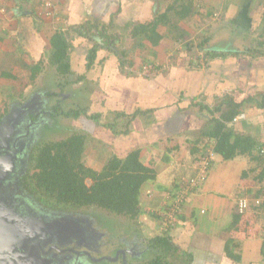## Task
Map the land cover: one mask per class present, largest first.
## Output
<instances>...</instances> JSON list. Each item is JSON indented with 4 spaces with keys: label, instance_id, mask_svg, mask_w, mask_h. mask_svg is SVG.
Segmentation results:
<instances>
[{
    "label": "crops",
    "instance_id": "obj_1",
    "mask_svg": "<svg viewBox=\"0 0 264 264\" xmlns=\"http://www.w3.org/2000/svg\"><path fill=\"white\" fill-rule=\"evenodd\" d=\"M195 1L191 0V6L185 10L188 12L185 19L199 15L197 17L202 21L206 18L205 15H200L203 10L220 12L223 19H219V23L221 22L222 27L224 23L230 28L228 31L236 45L235 48L219 49L213 46L217 43L218 34L221 33L218 26L204 34L205 36L199 41H194V37L188 40L189 35L185 37L186 39L170 41L164 35L158 46H153L148 40H141L142 43L140 41L139 44V40L135 42L133 39L139 37H133L131 34L133 25L153 20V14L157 9L162 8V11H165L169 5L175 3V0H165V7L163 0H2L0 112L7 110L0 115V118L10 111L9 106L17 102L18 98H24L26 95L32 98L29 90L36 87L40 89L37 85L40 84L41 75L45 73L47 77L41 63L45 55L43 49L49 50V38L55 31L67 33L71 26L87 21L101 25L112 20L111 30L117 35L115 45L127 51L126 58L131 64L125 67V71H121L118 57L112 51V47H99L97 63L92 68L93 71L102 73V79H105L107 87L106 90L99 91V100L92 103L93 109L91 111L89 109L87 113L101 111L102 120L107 122H114L113 119L121 113L125 116L136 111L138 113L132 118L129 124L130 130L126 134L113 133L91 119L88 120L93 123L85 120L84 115L78 118L84 120L80 121L89 139L101 143L103 148L109 151L108 153L121 156L132 149H138L143 164L154 169V178L142 184L139 194L141 212L138 219L144 222L145 231L149 230L150 234H157L158 229L165 230L177 246L173 256L179 258V260L175 258L178 263L264 264L262 226L264 216L258 215L255 220L252 215L245 214L246 221L241 222L240 226L239 224L233 226L237 213L236 198L256 195L258 191L255 188L257 178H252L253 172L248 176L245 175L253 166L246 155H237L232 159L224 160L215 154L206 181L181 204L179 216L174 215L173 223L164 228L156 215L157 210L159 213V209H166V204L170 203L168 195L176 183L192 176L195 172L199 145L206 140L203 139L202 134L211 124V115L207 107H214L226 95L240 100L254 93H264V55L251 56L246 52H240L233 56L228 52V50L250 48L255 46L258 39L264 40V37L259 38L264 26V0H221V3L220 0ZM180 8L176 7L170 11L173 17L176 13L179 15L178 9L182 11ZM181 25L186 30L181 34L192 31L191 27L185 26V23ZM201 25L199 32L205 30L203 24ZM96 31L97 28H93L92 32L96 33ZM249 33L251 37L254 36L253 34L257 35L250 43L244 44ZM70 34L74 37L73 45L81 43L82 48L71 47L70 72L65 76L75 74L74 58L81 57L85 60L87 49L93 42H97L92 37L94 34H91L92 40L85 41L74 32ZM174 38L177 37L171 39ZM127 40L130 45L125 47ZM175 42L183 44L190 42L192 51L186 44V47L179 52H171V43L173 45ZM161 43L165 44L166 60L171 54L183 56L175 66L173 63L170 66H160L164 62L162 51L159 50ZM75 49L77 55L74 54ZM206 51L224 52V54L209 58L205 54ZM15 53L18 54L17 58L12 57ZM138 57L147 60L139 66L134 63ZM23 61L31 62L29 79L24 80L15 74L19 63ZM82 64L78 66H82V69L88 72L85 69V62ZM145 64L158 72V79H154L156 74L147 77L149 72L144 68ZM154 64L155 66H152ZM54 67L50 69L56 73ZM128 67L131 69L137 67V69L128 72ZM161 68H165V71L159 73L158 70ZM111 73L112 76H108ZM80 74L86 76V72ZM27 80L28 82L32 80L34 84L25 86L24 81ZM3 81L10 85L1 86ZM15 81L19 88L16 91L10 90L12 82ZM44 82L46 84L45 80ZM27 99L28 97L24 101ZM243 106L246 117L239 120L234 131L250 135L264 144V112L261 113L251 107L248 102ZM109 114L112 115L111 118ZM123 117L115 122L114 127L119 128L118 125L125 123ZM228 247L231 254L227 253ZM231 255H239L238 260Z\"/></svg>",
    "mask_w": 264,
    "mask_h": 264
},
{
    "label": "trees",
    "instance_id": "obj_2",
    "mask_svg": "<svg viewBox=\"0 0 264 264\" xmlns=\"http://www.w3.org/2000/svg\"><path fill=\"white\" fill-rule=\"evenodd\" d=\"M191 3V0H175V3L169 5L168 9L156 14L153 20L147 23L134 24L131 29V34L133 37L138 36L140 41L148 40L153 45H157L163 36L157 33V27L162 25L166 26L167 30L170 29L174 21V15L170 11L174 10L173 8L182 7V11L178 9L179 15L177 13L176 15L178 18L185 17L188 13L185 10L191 6ZM112 26V20L101 25L92 24L87 21L77 26H71L67 33L55 31L49 38V63L55 66V70L61 74H68L71 66L70 50L74 46V37L73 35L71 36L70 32H74L83 41L92 40L91 36L94 34L96 37L94 35L92 37L97 42H93L86 51L85 69L90 70L97 63V50L100 46H105L112 47V51L118 57L120 70L125 71V67L129 66L131 61L126 58L127 51L115 45L117 35L112 32ZM93 28H97L96 33L92 32ZM260 33L259 38L264 37V26ZM201 43L203 44V41ZM187 47L190 49L192 44L187 43ZM228 52L233 56L240 52H246L251 56L264 55V40L258 39L253 47ZM205 54L210 58V56L224 54V52L206 51ZM84 77L85 75L80 74L77 79L82 80ZM30 83L28 82L25 86H28ZM245 102H248L251 107L256 108L259 112H264V93H254L240 100L236 99V97L226 95L214 107H207L211 115V124L205 133L202 134V137L208 141L211 139L215 140L214 152L224 160L232 159L237 155L248 156L253 166L245 175L248 176L252 172L254 174L260 168L256 174L252 175V178L256 177L259 179L263 175L264 159L260 155H256L254 151L258 145H263V143H259L250 135L239 134L234 131L239 120L233 121V118L237 114L245 112L243 106ZM4 111L0 112V115ZM137 113L138 111L128 115L126 114L127 116L124 113H121V115H118V113V116L113 119L114 122L102 120L103 114L101 111L87 113V106H79L76 109H70L60 114L64 117H73L74 119L80 115H84L94 123L110 129L113 133L126 134L130 130L129 124L132 118ZM58 114L59 112H56L54 115ZM122 116H124L123 120H125V123L118 125L119 128L114 127L115 122H118ZM89 140L88 133L84 131L74 132L63 139L51 140L39 144L33 156V172L28 177H23L24 180H30L29 184H22L23 188L30 193H38V200L41 202L71 208L94 206L116 215H123L137 220L141 212L139 206L140 189L145 181L154 178V169L143 164L140 160L138 149H132L121 156L115 153H109L101 169L89 167L84 160V153L87 146H89ZM87 179L91 180V184H87ZM177 186L178 184L174 188ZM170 192L168 197L171 202L174 195ZM259 194V191H256V195ZM169 204H166V209L161 208L159 209V213L156 212L160 223L165 221V210H169ZM251 207L252 210L257 211V207L253 205ZM174 215L179 216L178 210ZM245 217V214L235 213L233 226L238 224L240 226L241 222L244 223L246 221ZM257 217L258 215L256 213L253 218L256 220ZM260 217H263V215L260 214ZM173 220H170L168 226L173 223ZM149 241L153 249H159L165 254V263L162 261L161 255L158 254L151 260L152 264H175L171 261H166L168 256L173 255L177 246L174 245L171 241V236L165 230L152 236ZM227 249V253L231 254V252L229 253V247ZM231 256L235 260L239 258V255Z\"/></svg>",
    "mask_w": 264,
    "mask_h": 264
},
{
    "label": "rangeland",
    "instance_id": "obj_3",
    "mask_svg": "<svg viewBox=\"0 0 264 264\" xmlns=\"http://www.w3.org/2000/svg\"><path fill=\"white\" fill-rule=\"evenodd\" d=\"M219 1V0H216ZM221 3V0H220ZM163 4L165 7V0H163ZM182 9V7L180 8ZM218 9V8H217ZM158 11V12H157ZM198 11V10H197ZM162 12V8L157 9L154 14H159ZM200 15H205L206 18L199 20L197 16L193 17L192 19H185L187 17H180L178 16L173 17V26L167 30L165 26L159 25L157 27V33H160L161 35H165V38L170 41H179L180 39H186L185 37L188 36V40L190 37H194V41H199L203 36L206 35V33H209L212 29L215 27H220L221 33L218 34V37L216 38L217 43H215L213 46L219 49H231L235 48L236 45L233 43L232 37L230 35V28L226 26V24L221 22L219 23V19H223L221 17V13L216 12L217 15L214 16V11L209 12L207 10H203L200 12ZM153 14V13H152ZM153 14V17H154ZM199 14V13H196ZM188 15V14H187ZM219 16L217 19L216 17ZM196 18V19H195ZM201 22V23H200ZM224 22V21H223ZM181 23H185V26L191 27L192 31L190 30L189 33L186 34L182 33V31H186L183 28V25ZM198 24V25H197ZM201 24H203V27H205V30L203 29L202 32H199V28H201ZM209 26V27H208ZM207 27V28H206ZM188 28V29H189ZM226 28V29H225ZM207 30V31H206ZM241 31V29L239 30ZM255 33V32H253ZM205 34V35H204ZM250 35V36H249ZM246 40H244V44H248L251 42V39L257 35L253 34L254 36L251 37V33H249ZM162 36V37H163ZM173 40L171 39L172 37ZM162 39V38H161ZM160 39V40H161ZM135 42L139 40L140 38H134ZM191 41H193L191 39ZM151 43V41H149ZM160 43V42H158ZM157 43V46H158ZM190 43V42H187ZM186 42L183 44L181 42H175L171 43L172 50L171 52H179L180 50L184 49L186 47ZM196 43V42H195ZM153 45V43H151ZM163 44V47H162ZM238 44V43H237ZM130 42L127 40V44H125V47L129 46ZM156 46V45H153ZM159 50L162 51L164 62L160 64V66H170L172 63L175 66V63L178 61H181L183 56L180 54L178 56H175L174 54H171L168 56L167 60L165 59V44L161 43ZM168 46V45H167ZM242 46V45H241ZM74 47L82 48L81 43H74ZM83 50H85V47H83ZM192 51V49H189ZM49 51V50H48ZM47 49H43V53L45 54L44 57H42V67L45 68L44 71L47 73V77L45 73L41 75L39 83L35 89L29 90L28 92L35 93V96L31 98L29 101H24L25 98H29L30 95H26V97L18 98L17 102L12 103L10 108V113L8 115L3 114V117L0 118L1 122L4 120L5 124L3 125L1 122L0 124L4 126V130L2 135L0 136V212L5 214L7 219H9V224H15L16 226L20 227V225L26 220L37 217L36 212L32 211V209L29 210L30 206H28L25 202L20 205L19 209L16 208L14 213L11 215L9 214L11 212V207L14 202V199L16 198L15 194H20L25 196L28 199H32V202L36 204V207H40L41 210H44L46 214L49 212L54 213L55 215H63V216H77V215H83L84 214V222L82 224L86 225V228L90 230V232L86 231H80L78 234V237L75 240L70 241L68 244H58L56 243V239H47L46 242H43V246L46 247L47 244L48 248H59V247H65L66 245H72L74 249L70 247V250L75 251H58L55 249H51V253L47 256L50 257L49 259L57 260L52 256L53 253L59 254L60 256H63L66 258V261L64 262H57L53 263L51 261L46 260V256L38 255V259L43 262V264H122V260L114 261H106L102 260L99 262H92V260L89 259V256H96L99 255L101 250L109 249L112 251V249L115 248L116 242H115V231L117 233L124 234H130V231H133L135 234H139V237H143L144 239L151 238L152 236L156 235L151 233L147 230L145 231L144 222L142 219H131L123 215H116L114 213L108 212L106 210L96 208L94 206H84L80 208H71V207H60L56 206L50 203L41 202L38 199V193H30L26 189L23 188L22 184H29L28 179L24 180L23 177H28L33 172V163H34V153L36 151V147L39 144H43V142L51 141V140H57V139H63L69 136L70 134L74 132H84L82 127V122L79 119H74L73 117H64L61 114L53 115L51 112L53 111V107H57L58 109L62 110H70V109H76L77 107L81 106H87L89 107L90 111L93 109V102H96L99 100L100 92L106 90V81L105 79H102V73L100 71H93V68L85 71L82 69L83 65L82 63L85 62L83 58L75 57L73 61V75H66L61 74L59 71H54L50 69L53 65L49 63V54ZM79 51V50H78ZM229 51V50H228ZM77 53V50H74V54ZM183 53V51H182ZM34 56H36L35 53H33ZM84 55V53H82ZM79 56H82L81 54H78ZM18 54L15 53L12 55V57L17 58ZM116 56V55H115ZM148 56V55H147ZM170 57V58H169ZM9 58H11L9 56ZM171 59V61H170ZM185 59V58H184ZM18 60V59H17ZM147 59L143 60V58H139L134 61L137 65H141L144 63ZM146 65V68L148 72L147 77L149 78V75L156 74V78L158 79V72H156L154 69H151L150 65ZM152 66H155L152 65ZM31 67V62H25L23 61L19 63L18 68L15 70V74H18L19 78L23 80L29 79V69ZM98 67V66H96ZM56 68V67H54ZM129 71H134L137 69V67L134 68H127ZM136 71V70H135ZM159 73L165 71V68H161ZM81 72H86L85 78L82 79L81 82H79V79H77L78 75ZM145 72V71H144ZM165 75V73L163 74ZM100 76V77H99ZM108 76H112V73ZM107 76V77H108ZM144 77L146 76L143 75ZM165 77V76H164ZM105 78V77H104ZM107 79V78H106ZM46 81V84L44 82ZM41 81V82H40ZM30 85L32 86L34 84L33 81L30 80ZM6 81L1 83V86H9L10 84H5ZM25 84L28 83V80L25 82ZM109 83V81L107 82ZM156 83V81H155ZM19 84H23L22 82ZM18 84L12 82V85L10 86V90L18 89ZM32 88V87H31ZM15 93L14 91H12ZM17 93V92H16ZM41 93V94H40ZM107 94V93H106ZM15 95V94H12ZM19 101V102H18ZM34 116L35 119H32ZM109 118H111L112 115H108ZM85 119V117L83 116ZM89 118H86L87 121ZM84 121V120H83ZM93 123L92 121H89ZM44 124L46 126H44ZM33 125L38 126V130H33ZM52 126V127H51ZM48 127V128H47ZM50 128V129H49ZM33 131L35 132L33 134ZM40 131V132H39ZM33 137L35 139H33ZM89 146H87V149L84 153V160L87 164V166L95 168V169H101L104 162L106 161L108 157V150L106 151L105 148H103V145L99 144L95 140H89ZM183 178L182 180H184ZM181 180V181H182ZM87 184H91V180L87 179ZM17 199V198H16ZM18 201V200H17ZM22 211V213H21ZM24 211V212H23ZM158 212V210L156 211ZM180 212V208L178 209V213ZM48 213V214H49ZM144 213V212H142ZM145 214V213H144ZM2 217V215L0 214ZM62 216V217H63ZM173 215V219H174ZM3 218V217H2ZM152 220L155 221L154 218ZM153 221V222H154ZM163 224V223H161ZM160 224V226H161ZM159 233L161 230L158 229ZM37 230L35 227H33L29 235L31 236H37ZM144 234V235H143ZM153 234V235H152ZM59 236V235H57ZM113 236V237H111ZM71 238V237H69ZM61 240V239H59ZM65 241V240H62ZM20 243L18 244H24L22 242V239L19 240ZM16 244V247H22ZM107 246V247H106ZM144 247H146V242L144 243ZM104 248V249H103ZM61 249V248H59ZM63 249V248H62ZM100 249V252L97 253V251ZM107 251V250H106ZM107 254H110L107 253ZM145 256L141 259V262H144L148 259H151L155 257V254L151 250L145 251ZM116 254H112L113 257H115ZM112 257V258H113ZM177 258L175 255H170L166 258V261H171L172 263L178 264ZM179 260V258H177ZM140 262V261H139ZM182 264V263H181Z\"/></svg>",
    "mask_w": 264,
    "mask_h": 264
},
{
    "label": "water",
    "instance_id": "obj_4",
    "mask_svg": "<svg viewBox=\"0 0 264 264\" xmlns=\"http://www.w3.org/2000/svg\"><path fill=\"white\" fill-rule=\"evenodd\" d=\"M35 94L36 92L32 93V98ZM30 99L31 98H28L26 101H29ZM10 112L11 111H9L6 115ZM1 123L4 125L5 121L3 120ZM3 125L0 124V136L4 130ZM44 126L46 125L44 124ZM32 128L34 131L39 129L38 126L34 125ZM34 131L33 134L35 133ZM33 139L35 138L33 137ZM14 196L17 199L15 198L14 201H12L14 203L12 204L11 212L9 213L10 215L14 213L12 210H15L16 208L19 209L20 205L25 202L28 206H30L29 210L32 209V211L36 212L37 217L33 220L26 219L20 227H18L15 224H9L10 220L7 219L8 217L0 212L3 217L2 218L0 216V264H43L37 256H49L52 252L51 249H57L53 247L48 248L49 244H47L46 247L43 246L42 243L46 242L47 239L55 238L56 243L65 245L70 241L75 240L81 230L90 232V230L86 228V225L82 224V222L85 221L84 214L77 216L55 215L52 212H48L49 214H46V212L41 210L40 207L35 208L36 204L32 202V199L30 200L19 193ZM33 227L37 230V236L29 235V232ZM20 239H22L24 244H18L20 243ZM16 244L22 247H16ZM58 251L61 252L63 250L58 249ZM52 256H54L57 260L49 259L50 257L47 258V256L45 258L52 263L53 261L54 263L66 261V258L60 256L59 254L53 253Z\"/></svg>",
    "mask_w": 264,
    "mask_h": 264
},
{
    "label": "built area",
    "instance_id": "obj_5",
    "mask_svg": "<svg viewBox=\"0 0 264 264\" xmlns=\"http://www.w3.org/2000/svg\"><path fill=\"white\" fill-rule=\"evenodd\" d=\"M197 1V0H196ZM195 1V2H196ZM2 0H0L1 4ZM199 5V3H198ZM0 11H3L0 8ZM217 15V13H214V16ZM146 68V67H144ZM246 117L245 112H241L237 114L233 121H238L240 119H243ZM214 142L215 140L208 141L205 140L204 143H201L199 145L200 151L198 152V155L196 156V165H195V172L192 176H189L185 178L182 181L177 182V187H173L170 193H173L174 197L173 200H171L169 204V210H165V221H163L162 226L165 228V226H168L170 223V218L173 219L174 213L180 208L181 204L185 201V199L196 190L200 189L203 183L206 181L210 167L211 162L214 159L215 152H214ZM255 154L260 155L262 159H264V144L258 145L255 148ZM264 165V164H263ZM260 170L257 169V171L254 173L256 174ZM256 189L259 191V195H243L236 198L235 201V210L237 213L240 214H250L252 216L262 214L264 216V171L263 175L259 179H256L255 181ZM251 205L254 207H257V211L252 210ZM162 214V213H161ZM264 228V224L262 225Z\"/></svg>",
    "mask_w": 264,
    "mask_h": 264
},
{
    "label": "flooded vegetation",
    "instance_id": "obj_6",
    "mask_svg": "<svg viewBox=\"0 0 264 264\" xmlns=\"http://www.w3.org/2000/svg\"><path fill=\"white\" fill-rule=\"evenodd\" d=\"M52 110L53 111L51 113L53 115L56 112L57 113L59 112V114H60L62 112L65 113L68 111V110L64 111L61 108L58 109L56 107H53ZM88 110H89V107H87V111ZM32 119H35L34 116L32 117ZM82 126H83V124H82ZM115 233H116L115 235H117V237H115L116 238L115 239V242H116L115 248L112 249V251L109 249H106L107 251L101 250L102 252H100V249H99L97 251V253L100 252L99 255L89 256V259L92 260V262H99L102 260L112 261L113 259H115L114 261L122 260V264H152L151 260H153L159 254V255H161L162 261L165 263V254H163L162 251L159 249H153L151 247L152 245H151V242L149 241L150 240L149 238L144 239L143 237H139V234H135L133 231H130L129 235L128 234L122 235L121 233H117V231H115ZM111 237H113V236H111ZM145 242H146V247H144ZM70 247L72 249H74V247L72 245L71 246L66 245L65 247H59V248H61V250H64V251L65 250L75 251L72 249L70 250ZM59 248H57L55 250H58ZM146 250L153 251L155 254V257L148 259L144 262H141V259L145 256L144 253ZM109 252H110V254H107ZM112 254L113 255L116 254L115 257H113ZM164 263H162V264H164ZM118 264H119V261H118Z\"/></svg>",
    "mask_w": 264,
    "mask_h": 264
}]
</instances>
